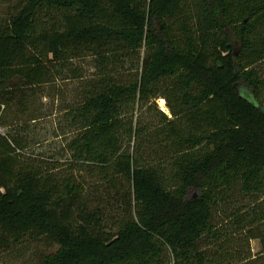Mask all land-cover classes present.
Listing matches in <instances>:
<instances>
[{"label":"trees","instance_id":"16d2710c","mask_svg":"<svg viewBox=\"0 0 264 264\" xmlns=\"http://www.w3.org/2000/svg\"><path fill=\"white\" fill-rule=\"evenodd\" d=\"M8 14L0 249L47 241L30 264H264V0H17ZM60 79L77 84L54 112Z\"/></svg>","mask_w":264,"mask_h":264},{"label":"rangeland","instance_id":"374dc122","mask_svg":"<svg viewBox=\"0 0 264 264\" xmlns=\"http://www.w3.org/2000/svg\"><path fill=\"white\" fill-rule=\"evenodd\" d=\"M4 1H6V2H4ZM4 1L0 0V16L1 15H4V16L9 15L8 14L9 10H12L13 6L17 2V0H12V2L10 0H4ZM90 60L91 59L87 58V59L75 61V64L78 67L82 68L86 74H88V73L93 71V69H92L93 63ZM262 69L264 71V66ZM16 83H18V86L21 87V85L23 84V81L20 79H16ZM58 84L61 85L60 90L63 93V96H61V98L58 101H55V103H52V101L50 99H46V103L50 108H51V105H53L54 110L52 109V111H54V112H55V107L57 106V104H63L65 101H70L72 99V95H73L74 89L76 88L77 82L76 81H69V80L65 81V80L60 79ZM160 99L157 101V105H158L159 109L170 115V109L168 107H167V110H163V108L160 104ZM166 106H167V104H166ZM152 114H154V113L149 112L148 107H139L136 111V118L141 122H144V121L148 122L149 120H151ZM55 116H57V113L53 116L52 115L49 116L46 119V123H44L45 120H43L42 125H41V131H43V133H47L45 136H43V138L46 137L47 140L44 142L43 146H41L39 148H41V149L45 148L47 151L50 149L55 150V148L58 146L59 142H61V140H62L60 138L55 137V135L51 134V132L53 131V127H52L53 125L51 123H52V120L55 118ZM153 116H155V115H153ZM44 124H46V126H47L46 128L44 127ZM46 130H48L49 132H46ZM55 145H57V146H55ZM61 146H62V144H60V147ZM62 154H63V152H62ZM62 157H63V159H65L64 156H62ZM63 161L64 160H62L60 162V164L62 165L61 166L62 170H65V165H63V164H65V161H64V163H63ZM114 213L115 212H113L112 215ZM112 215H110V217ZM113 217H115V215H113ZM48 246H49V243L47 241H41V242H37V243L32 242L31 244L28 243L27 245H24L25 249H23V247H20V246L12 248V249L10 248L8 250L0 249V264H30V263H33L35 260H37V258L39 256H42L43 254H45L46 252L49 251ZM251 247H252L253 253L258 254L262 250L261 240L260 239L252 240L251 241Z\"/></svg>","mask_w":264,"mask_h":264},{"label":"bare ground","instance_id":"6f19581e","mask_svg":"<svg viewBox=\"0 0 264 264\" xmlns=\"http://www.w3.org/2000/svg\"><path fill=\"white\" fill-rule=\"evenodd\" d=\"M160 104H161L163 110H167V106H166V101H165V99H163V98L160 99Z\"/></svg>","mask_w":264,"mask_h":264},{"label":"built area","instance_id":"2783aa9c","mask_svg":"<svg viewBox=\"0 0 264 264\" xmlns=\"http://www.w3.org/2000/svg\"><path fill=\"white\" fill-rule=\"evenodd\" d=\"M7 129L0 124V134L6 135Z\"/></svg>","mask_w":264,"mask_h":264}]
</instances>
